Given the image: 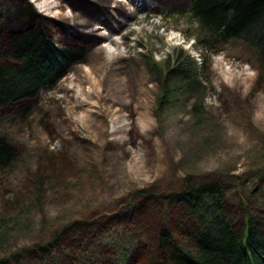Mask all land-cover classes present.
Listing matches in <instances>:
<instances>
[{
	"label": "rangeland",
	"instance_id": "1",
	"mask_svg": "<svg viewBox=\"0 0 264 264\" xmlns=\"http://www.w3.org/2000/svg\"><path fill=\"white\" fill-rule=\"evenodd\" d=\"M31 1L0 0V41L42 22L56 46L82 48L85 56L56 86L0 109V137L17 152L0 169V262L18 254V264H86L90 245L106 261L149 264L158 231L168 223L178 244L191 247L182 205L156 201L159 194L180 191L186 179L222 185L238 232L250 217L264 227V67L254 50L237 40L203 48L190 0L158 9L138 3L130 27L115 21L103 26L99 32L108 38L96 47L74 30L75 22L65 27L39 10L29 15ZM66 4L67 12L73 10ZM75 11L77 21L89 18ZM108 51L120 55L102 72ZM181 57L201 70L206 88L200 96L171 72ZM81 66L102 80L90 99L96 106L84 107L94 115L84 121L68 118V83ZM141 231L149 233L141 238L142 249L130 251L123 235L137 241ZM57 237L45 261L27 252Z\"/></svg>",
	"mask_w": 264,
	"mask_h": 264
},
{
	"label": "trees",
	"instance_id": "2",
	"mask_svg": "<svg viewBox=\"0 0 264 264\" xmlns=\"http://www.w3.org/2000/svg\"><path fill=\"white\" fill-rule=\"evenodd\" d=\"M190 15L199 25L196 40L203 48L214 50L230 41H241L257 53L264 67V0H190ZM84 56L82 48L56 46L42 22L23 32L7 33L0 41V109L33 99L42 89L54 87ZM200 71L194 60L181 57L171 72L185 90L200 96L206 88ZM16 156L7 138L0 137V169L9 166ZM143 194L140 191L136 195ZM156 201L182 205L188 215V222L182 224L194 240L191 247L178 244L170 223L163 225L153 253L149 254V264H264V227L250 217L244 232H238L228 217L223 187L218 181L186 179L180 191L159 194ZM73 227L80 229L78 224ZM135 234L137 241L126 233L122 239L127 240L126 244L130 242V251L139 252L144 245L141 238H147L149 233ZM59 241L57 237L52 243L36 245L27 252L45 261ZM120 242L115 246H121ZM78 243H83L80 237ZM89 249L87 245L86 256L83 255L86 264H118L97 257L98 251ZM18 256L12 255L0 263L18 264L23 261Z\"/></svg>",
	"mask_w": 264,
	"mask_h": 264
},
{
	"label": "bare ground",
	"instance_id": "3",
	"mask_svg": "<svg viewBox=\"0 0 264 264\" xmlns=\"http://www.w3.org/2000/svg\"><path fill=\"white\" fill-rule=\"evenodd\" d=\"M172 1L174 0H94V2L91 1V3H93V6L95 5V8H93L91 7L89 0H34L29 2V12H27L29 15H32L34 14V12L39 10L43 15L49 16L51 18H54L56 21L63 23L65 27L70 24V21L75 22L74 30L76 32L80 31L81 36L84 39L89 40L92 45L96 47L99 46L102 41H105L108 38L106 34L99 32L100 29H103V26L112 27V24L115 21L119 25H121V27H130L132 21L136 19V16H133L131 11L135 10L134 7L138 3L145 4L146 8L144 9H158L160 5H167ZM66 3H70L73 6V10L67 12L66 9H69V6ZM98 5L105 6L104 10L107 15V18L104 21H102L99 17L100 15H104V10L102 11V9H100L101 11H98L99 8H96L98 7ZM108 7L113 8L112 12L111 10H109ZM76 9H82V13L85 16L88 15L89 18H84L83 20L77 21L79 19V14H76ZM122 18H127V20H122ZM113 43L116 44V42ZM119 55L120 52L113 53L108 51V61L104 64L103 67H101V71L106 72L107 69L110 68L111 63ZM80 70L82 73L77 75L68 83V96L70 97L72 102V109L69 110L68 118L73 120L84 121L94 115L93 111H91L90 109H84V107L96 106L95 103L91 105L90 99L95 96L94 94L96 92L101 90L100 88L102 87V80L99 79L97 76H93L92 73L89 74L84 71L83 66H81ZM85 85H88V87H85ZM109 112L111 111H106L107 114ZM110 114L115 116V118L117 119H122L125 117L122 110H117L114 111V113L111 112ZM136 114V112L130 113L131 116H134ZM137 115L141 118L150 117V114L148 112L138 113Z\"/></svg>",
	"mask_w": 264,
	"mask_h": 264
}]
</instances>
